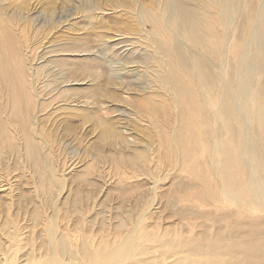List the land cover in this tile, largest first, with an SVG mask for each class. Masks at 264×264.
I'll list each match as a JSON object with an SVG mask.
<instances>
[{
	"label": "bare ground",
	"instance_id": "obj_1",
	"mask_svg": "<svg viewBox=\"0 0 264 264\" xmlns=\"http://www.w3.org/2000/svg\"><path fill=\"white\" fill-rule=\"evenodd\" d=\"M131 2L137 9L127 0H96L87 12L98 6L103 16L109 3L112 10L126 7L120 15L127 19L151 25V34L141 30L135 39L144 49L122 56L121 68L133 76L117 82L107 67L92 73L82 63L74 67L87 68L90 80L77 78L76 70H67L65 79L92 94L65 90L56 76L45 83L64 100L55 112L91 122L107 149L130 154L113 158L122 175L117 191L138 205L116 207L114 218L106 216L108 204L94 211L98 202L90 195L82 199V187L67 203L66 179L49 146L53 139L40 131L50 118L41 115L48 104L18 53L13 26L26 25L28 18L0 8V264H264V0ZM95 39L104 49L115 47L108 44L114 39L135 43L119 32ZM46 66L35 65L38 76L47 75ZM100 98L102 105L126 106L134 121L149 123L148 138L161 147L159 165L170 167L173 180L166 175L143 189L147 178L138 177L150 174L151 151L139 138L128 141L118 115L99 114ZM11 171L35 178L28 175L34 195L27 201L34 207L27 229L20 212L10 210ZM82 185L93 187L83 178ZM162 187L184 227L155 226Z\"/></svg>",
	"mask_w": 264,
	"mask_h": 264
},
{
	"label": "rangeland",
	"instance_id": "obj_2",
	"mask_svg": "<svg viewBox=\"0 0 264 264\" xmlns=\"http://www.w3.org/2000/svg\"><path fill=\"white\" fill-rule=\"evenodd\" d=\"M95 1L96 0H0V8L9 15H17L20 19L27 20L28 18V23L26 25H21L20 27L18 25L13 26V29H15L18 34V53L21 60H24L27 66L26 69L28 68L27 73H30V75L33 76V81H37L38 86L36 87L37 92L41 94L38 93L40 98H45L43 100H46V103L50 107L49 109L47 106L44 113L42 112L43 114H41L46 115L48 113L47 115H50V118L41 123L40 131H44L45 135H49L53 139V141L49 143V146L52 149L54 162L60 165V170L63 172L64 178L66 179L63 187L64 191L68 193L67 203L72 205L71 199L74 198V192L78 194L79 187H82V193H79L80 197H83L82 199H86V197L90 195V197L93 196V199L98 202V206L94 208V211H99L103 204H108L110 212L106 213V216L114 218L113 213L115 212L116 207L124 206V208L129 207L132 209L136 208L138 205L137 201L132 197H124V200L117 191L118 181L122 175L120 172L121 170L117 167L113 158H120V155L122 154L119 152H122L123 159L127 160L131 158L130 154L128 151H110L107 149L104 142L99 139L98 133L100 129L92 127L91 122L84 123L86 121L79 116H75L71 119L66 118L61 115L62 113H66L65 110L55 112V109L63 104L64 100H61V97L58 96L56 97L58 100H56L55 96L59 91L54 89L50 90V87H46L45 84L46 82H50L52 77L56 76L61 79L60 82L65 86L64 89L68 87L77 88L78 86H74L75 82H70L69 84V79H65V74L67 70L71 72L76 70L77 72L75 71V75L77 78H86V80H90V75L85 74L88 71L87 68L84 67L83 70H81L83 72H79L78 68H76V65L82 63L88 64L92 69V73L101 72L100 70L102 67H107V69L110 70H108L109 73H107L117 82L124 80L126 76H124V74L133 76L131 75L132 73L129 74L126 72L127 70L125 71L121 68V64L123 63L122 56L126 55L128 52H134L135 48L138 49L136 53L140 52L139 49H144L141 47L143 46L142 43L139 45V43L135 42V39H138V32L141 30L146 34H151V25L149 23L141 25L140 23L134 22L131 18L127 19L124 15H120V12L126 7L118 6L117 9L112 10L111 8L113 7H111L109 3L104 5V8L107 11L103 13V16L100 15L98 6L95 11L88 13L87 9L91 5L90 3H92L93 6ZM127 4L129 7L134 5L136 9L138 7V3L135 5L131 0H127ZM147 6L149 10L152 9V4L147 3ZM82 7L86 9L85 12L83 11L85 9ZM79 11L83 12L80 14ZM114 32L125 34L127 38L126 40L132 38V41L135 42L134 45H131V43L128 42L127 45L126 43H120V39L111 40V42L108 43L110 44L109 46L115 45V47H111L110 49H104L102 45L97 44L98 40L95 38L110 35ZM115 41H118V46ZM83 50L87 51L84 53L82 52ZM49 59L53 63H50ZM59 59L63 60L64 63H60ZM42 64L47 65V75L44 77L37 75L35 67V65ZM127 67L129 66L127 65ZM129 70H132V68L129 67ZM99 78L102 81V78ZM29 80L32 81V78H29ZM144 81H146V78H144ZM79 87L80 89L78 90H80V96L92 94L91 88L88 90H82V88L86 86L82 85ZM61 90L63 89H60V91ZM71 94L74 95L72 92L70 95ZM50 96H52V98ZM53 98L54 100H52ZM101 99L103 98L98 99L100 105L105 101L104 99ZM55 100L58 103L60 101L62 102L56 105L55 103L57 102ZM100 105V111L102 113L104 111L103 115L99 111L101 116L104 117L106 115V118L109 116V113L110 118L119 117V119H122L120 129L123 128L124 130L129 131V142H131L130 140L132 139H134L132 140L133 142L139 138L140 142L144 144L143 146L150 149L152 158V164L150 165L151 169L149 170L150 174L146 176L140 175L141 177H138L139 180L147 178L143 189H152L155 181L162 179L166 175L171 176V179L173 180V177H175L176 174H168L170 167H160L159 165V163H162L159 162V158L162 154L161 149H159L161 147H159V141L156 138H148L147 134L149 128L144 127L149 123H143L142 121L138 122L136 120L135 122L133 120L135 117L127 114L130 112L127 110L128 108L126 106L118 105L114 108L109 107L110 105L107 103L102 106ZM104 107L105 109H103ZM144 133L145 138L147 137V139L141 137ZM116 152L117 155L115 154ZM118 153L120 155H118ZM20 173L15 171L8 172L9 180L7 181L9 182H6L13 189L11 196L13 207L10 210L14 211V214L18 211L20 212L23 219L26 220L25 224L27 229L28 226H32L31 216L34 207L32 203L27 201V199L34 195V185L28 175L33 178L34 176L28 171ZM82 178L85 181L89 180L93 187L89 188L86 185L85 187L83 185L81 186ZM148 178L150 180H148ZM127 182L138 183L137 180L128 179ZM166 189V187H162L164 193L158 195L155 201L156 213L153 216V220L156 222L155 226L159 229H167L170 227L182 228L186 225V222H180L176 217H173V208L167 205L168 199L166 198ZM1 200L9 202L7 197H3ZM26 229H23V231Z\"/></svg>",
	"mask_w": 264,
	"mask_h": 264
}]
</instances>
